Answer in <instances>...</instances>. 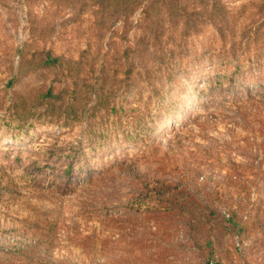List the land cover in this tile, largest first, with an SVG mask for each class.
I'll use <instances>...</instances> for the list:
<instances>
[{
    "label": "rangeland",
    "instance_id": "1",
    "mask_svg": "<svg viewBox=\"0 0 264 264\" xmlns=\"http://www.w3.org/2000/svg\"><path fill=\"white\" fill-rule=\"evenodd\" d=\"M0 264H264V0H0Z\"/></svg>",
    "mask_w": 264,
    "mask_h": 264
}]
</instances>
